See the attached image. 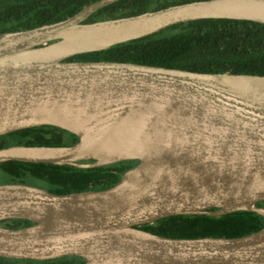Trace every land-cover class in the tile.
Instances as JSON below:
<instances>
[{"label": "water", "instance_id": "obj_1", "mask_svg": "<svg viewBox=\"0 0 264 264\" xmlns=\"http://www.w3.org/2000/svg\"><path fill=\"white\" fill-rule=\"evenodd\" d=\"M118 0L0 34V136L53 126L71 145L0 147V162L90 168L137 163L104 189L53 193L0 184V257L79 264H264V227L239 237L173 238L138 225L170 216L264 218V75L196 72L111 60H68L182 22L264 24V0H194L85 22ZM213 208V210H208Z\"/></svg>", "mask_w": 264, "mask_h": 264}, {"label": "trees", "instance_id": "obj_2", "mask_svg": "<svg viewBox=\"0 0 264 264\" xmlns=\"http://www.w3.org/2000/svg\"><path fill=\"white\" fill-rule=\"evenodd\" d=\"M95 0H0V34L25 30L69 17ZM194 0H118L91 13L85 22L118 18ZM68 60H111L186 69L264 75V24L223 18L198 19L169 26L148 36L99 52L77 54ZM13 138L14 143L9 139ZM77 138L53 126L20 129L0 136V147L10 145H71ZM136 160L76 168L49 163L0 162V184L23 183L53 193L104 189L117 182ZM264 206V201L257 202ZM208 210H213L210 208ZM5 219L0 225H30ZM143 230L173 238L239 237L264 227V218L238 210L221 216H170ZM83 259L64 256L50 260L0 257V264H79Z\"/></svg>", "mask_w": 264, "mask_h": 264}, {"label": "rangeland", "instance_id": "obj_3", "mask_svg": "<svg viewBox=\"0 0 264 264\" xmlns=\"http://www.w3.org/2000/svg\"><path fill=\"white\" fill-rule=\"evenodd\" d=\"M10 140H11V141H10ZM9 141H10L11 143H14V142H15V140H14L13 138L9 139Z\"/></svg>", "mask_w": 264, "mask_h": 264}]
</instances>
